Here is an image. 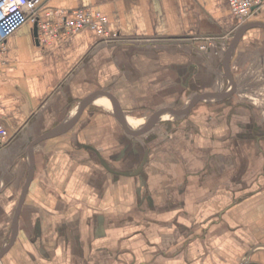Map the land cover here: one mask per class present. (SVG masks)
<instances>
[{
	"label": "crops",
	"instance_id": "1",
	"mask_svg": "<svg viewBox=\"0 0 264 264\" xmlns=\"http://www.w3.org/2000/svg\"><path fill=\"white\" fill-rule=\"evenodd\" d=\"M92 28L0 50V264H264V0H43Z\"/></svg>",
	"mask_w": 264,
	"mask_h": 264
},
{
	"label": "built area",
	"instance_id": "2",
	"mask_svg": "<svg viewBox=\"0 0 264 264\" xmlns=\"http://www.w3.org/2000/svg\"><path fill=\"white\" fill-rule=\"evenodd\" d=\"M43 0H0V50H3L7 38L25 21L37 23V39L41 44L72 34L83 27L92 28L103 40L117 37L109 29L107 18L89 8H51L43 13L46 17L57 16V20L41 19L39 5ZM232 13L239 21H244L258 12L262 0H228ZM15 21L9 27V23ZM7 130L0 123V144L7 139Z\"/></svg>",
	"mask_w": 264,
	"mask_h": 264
},
{
	"label": "water",
	"instance_id": "3",
	"mask_svg": "<svg viewBox=\"0 0 264 264\" xmlns=\"http://www.w3.org/2000/svg\"><path fill=\"white\" fill-rule=\"evenodd\" d=\"M33 29H34V35L36 36L37 34V23L36 22L33 23Z\"/></svg>",
	"mask_w": 264,
	"mask_h": 264
},
{
	"label": "bare ground",
	"instance_id": "4",
	"mask_svg": "<svg viewBox=\"0 0 264 264\" xmlns=\"http://www.w3.org/2000/svg\"><path fill=\"white\" fill-rule=\"evenodd\" d=\"M14 23H15V21L9 23V27L12 26V25H14Z\"/></svg>",
	"mask_w": 264,
	"mask_h": 264
}]
</instances>
